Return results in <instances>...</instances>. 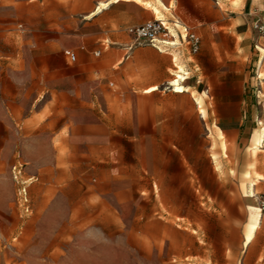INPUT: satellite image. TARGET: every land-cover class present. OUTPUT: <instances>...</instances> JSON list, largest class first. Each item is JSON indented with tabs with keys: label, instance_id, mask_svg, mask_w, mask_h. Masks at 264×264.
<instances>
[{
	"label": "rangeland",
	"instance_id": "obj_1",
	"mask_svg": "<svg viewBox=\"0 0 264 264\" xmlns=\"http://www.w3.org/2000/svg\"><path fill=\"white\" fill-rule=\"evenodd\" d=\"M105 1L0 0V264H264L260 207L246 243L252 184L259 205L264 194L263 0H209L232 36L201 34L189 91L170 87L171 64L162 90L187 111L161 144L114 119L135 106L123 89L137 81L118 74L130 62L118 46L134 39L97 23ZM133 1L143 20L168 17L157 0Z\"/></svg>",
	"mask_w": 264,
	"mask_h": 264
},
{
	"label": "crops",
	"instance_id": "obj_2",
	"mask_svg": "<svg viewBox=\"0 0 264 264\" xmlns=\"http://www.w3.org/2000/svg\"><path fill=\"white\" fill-rule=\"evenodd\" d=\"M157 1L159 2V0ZM161 1L159 3H162V5L160 6L166 9L165 12L167 13L168 17H165L164 15H155L154 18L143 20V10L146 7L139 5V3L133 0L123 3H121V0H107L105 2H109L108 6H101V8H99V5V9H97L95 12V17L99 16L97 17V23L102 26V29L103 26L109 22L111 25L126 29L128 37L130 38L131 36L129 34V29L131 27L140 25L155 18H163L168 20L171 25L173 24L174 20L179 19L188 24L191 29L198 33L201 37V34L204 33L206 35H210V32H214L218 39H227L232 36V31L230 29L231 22H226L228 16L224 15V13H217L216 8L212 5V3H210L209 0ZM155 7H158L159 11H155ZM152 10L155 14L156 12H160L162 9L156 5L153 6ZM168 11H171V14H169ZM109 12L111 14H109ZM220 18L223 19L222 22H220ZM215 23H217L218 26L217 31L211 29V25H214ZM102 46L104 50H107L109 47V45L105 44L104 42ZM204 48L205 46L202 37L201 49L204 50ZM118 49H121L125 53L123 58H125L127 61L130 60V62L127 64V67L121 70L118 74L124 79H131L137 82L135 84L128 83V85L124 86L123 89V94L135 97V106L123 109L119 104L113 110V113L115 114L114 119L119 122L121 126H139L152 129L150 134L145 133V136L155 138L150 140L151 143L161 144L165 142L164 137L166 133L163 129L181 127V123H178L180 120L178 119V116L184 114L185 111H187L185 110V107L182 103L178 105L175 101L168 97L166 91L162 90V84L167 80L171 64L174 65V68L173 72H170V74L174 75V77L178 75L177 63L181 64L184 68L185 71H181L179 73L183 74L185 78L187 77L185 80V83H187L193 69L198 70V68H200L199 63L195 61L197 55L200 52L196 55H192L189 47L186 44H182L180 46H169L164 44L153 45L151 43H141V41L130 40L123 42L120 46H118ZM66 50L73 49H64V54L68 63H76L79 58L78 53L73 50L77 54V61L71 62L66 55ZM98 51H100L99 55H101L102 50L100 49ZM211 61L213 63L216 62V53L214 51L211 53ZM201 81V79H197V83H200ZM139 91H142V93H139ZM186 91H189V89L186 88L185 91L174 92L184 93ZM178 95L182 99V96L180 94ZM227 96H231L230 92L227 93ZM140 98L144 99L143 103L139 100ZM200 101L202 103L201 98ZM230 105V101H224L218 104V114L220 119L226 120V111L229 109ZM210 108V106H208L207 109L202 108V110L206 111V116H203L202 112V114L197 113L203 125H209L208 119H210L212 115L215 116V110L210 112ZM169 112L175 113L173 119H168L167 115ZM194 112L196 113L197 111L195 110ZM137 121L139 122L138 124H136ZM243 123L244 121L241 122L240 126H242ZM169 135L171 134L169 133ZM168 143H171V139H169Z\"/></svg>",
	"mask_w": 264,
	"mask_h": 264
},
{
	"label": "built area",
	"instance_id": "obj_3",
	"mask_svg": "<svg viewBox=\"0 0 264 264\" xmlns=\"http://www.w3.org/2000/svg\"><path fill=\"white\" fill-rule=\"evenodd\" d=\"M264 6V0H263ZM260 33L264 36V17L262 21L256 23ZM129 34L134 41L145 40L153 45H169V46H180L186 44L192 55H196L201 50L202 37L193 31L191 27L185 22L176 19L171 25L168 20L163 18H155L153 20L147 21L140 25L131 27L129 29ZM100 51L96 52L99 55ZM66 55L71 62L77 61V54L73 50H66ZM17 167H15V170ZM18 170V174L20 173ZM26 192V187L22 189ZM260 208L264 215V194L260 197Z\"/></svg>",
	"mask_w": 264,
	"mask_h": 264
},
{
	"label": "bare ground",
	"instance_id": "obj_4",
	"mask_svg": "<svg viewBox=\"0 0 264 264\" xmlns=\"http://www.w3.org/2000/svg\"><path fill=\"white\" fill-rule=\"evenodd\" d=\"M160 1L161 0H159V2ZM161 2H163V1H161ZM100 5L101 6H107L108 4L107 3H102ZM161 5H162V3H161ZM101 6L99 8H101ZM155 11H159V8L158 7H155ZM177 67H178V75L176 77H174L169 82V84L173 88L174 91L182 92V91H185L186 90L184 83H185V80H186L187 77L185 78V76L183 74H180L179 73L181 71L182 72L185 71L184 68L182 67V65L179 64V63H177ZM198 103H200L199 98H198ZM202 113H203V116H206L207 115V113H206L205 110H202ZM263 142L264 141L261 140V137L260 136H257V135L254 136V147H255L256 150H257V148ZM252 187L253 188L251 190V193L248 194V198H249V203H250V207H251L250 212H251V218L253 220V224H252L251 230L247 234V240H246V243L247 244L250 243L254 239V237L256 236V233H257L258 229L260 228V226L262 224V219H261V216L259 215V207H260V205L258 204L259 197L257 196V193H256L255 188H254L255 187V183L252 184ZM260 211H261V208H260Z\"/></svg>",
	"mask_w": 264,
	"mask_h": 264
}]
</instances>
